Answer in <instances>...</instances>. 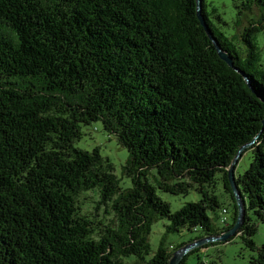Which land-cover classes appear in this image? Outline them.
<instances>
[{
  "label": "trees",
  "instance_id": "trees-1",
  "mask_svg": "<svg viewBox=\"0 0 264 264\" xmlns=\"http://www.w3.org/2000/svg\"><path fill=\"white\" fill-rule=\"evenodd\" d=\"M206 8L203 0L214 36L258 95L220 59L197 0H0V264H169L185 245L164 238L149 257L159 220H169L167 234L233 227L227 169L264 129V0L237 6L248 19L241 44ZM96 122L127 150L131 188L100 148L74 146ZM247 151L253 160L236 179L246 204L239 233L251 264H264L254 241L264 224V131ZM219 174L234 208L223 228L214 223ZM96 189L94 210L112 212L110 223L81 214L80 194ZM157 189L201 199L173 213Z\"/></svg>",
  "mask_w": 264,
  "mask_h": 264
},
{
  "label": "rangeland",
  "instance_id": "rangeland-1",
  "mask_svg": "<svg viewBox=\"0 0 264 264\" xmlns=\"http://www.w3.org/2000/svg\"><path fill=\"white\" fill-rule=\"evenodd\" d=\"M205 2L207 6V13L209 14V18L213 24L216 27H219L220 30L229 37L236 35L239 41L238 43L241 44L243 30L248 24L244 23L248 21L247 16L240 17L239 10L237 9V6L241 4L242 0H205ZM213 10H216L214 15H212ZM258 15V11L255 10L252 14H250V17L257 18ZM217 16H219L222 21H219ZM239 18H241V25L238 24ZM258 42L264 52V32L258 35ZM82 131V138L76 141L74 146L89 152H92L95 148H100L102 156L106 159H109V161L112 163L114 167V173L120 180L122 189L131 188L132 181L126 176L124 171V167L128 160V152L118 143L117 138L113 135H109L103 129L102 122H96L89 126H83ZM249 148H247L239 158L238 164L235 168V179L245 173L253 160V154L251 151H247ZM221 177L222 176L220 174L217 176L214 192L219 197L221 203H223V208L226 206L229 208V214L227 215V218L231 223V220L234 216V208L231 204V200L227 196V192L225 191ZM157 194L163 201L170 204L171 211L173 213L179 211L186 203L198 202L201 199V195L197 191H192L186 196H176L157 189ZM99 196L100 192L98 189L85 194H80L78 199L83 208L81 214L88 216L91 221L103 220L105 223H110L111 220L114 219V214L112 212L105 215L104 207L97 212L94 210ZM245 205L246 204L244 203V207ZM222 209L218 211V216H221ZM108 210L110 211V209ZM211 217L214 219L212 214ZM214 223L218 228L223 227L220 218L219 220L215 218ZM169 224L170 222L168 219H161L153 226L152 232L149 236V244L151 249L149 257H152L157 252L160 247V243L164 238L166 240L167 247L175 248L182 245L186 246L191 244L193 243L192 241L195 242L197 239L204 236L203 231L198 229L192 231L188 229H182L180 233L167 234V227ZM206 236L210 235H205V237ZM254 241L258 246L264 245V224L261 222L257 223V233L254 237ZM200 248L201 247H199V249ZM175 252L176 251L171 252L172 256ZM253 255L254 254L245 246L239 234L228 242L216 243L215 245H211L208 248L201 249L197 254H194L190 257L189 264H196L199 261H202L206 264H251V257Z\"/></svg>",
  "mask_w": 264,
  "mask_h": 264
},
{
  "label": "water",
  "instance_id": "water-1",
  "mask_svg": "<svg viewBox=\"0 0 264 264\" xmlns=\"http://www.w3.org/2000/svg\"><path fill=\"white\" fill-rule=\"evenodd\" d=\"M197 17H198L202 27L205 29L209 39L214 44L215 49H216L220 59L222 61H224L231 69H233L235 72L240 74L246 80L249 88L255 94H257V92L253 89L252 83H251L248 75H246V73L244 71H242L241 69H239L238 67H236L234 65L233 58L230 55H228L227 52H225L222 49L217 38L214 36V34H213V32H212V30H211V28H210V26L206 20V17L203 13V0H197ZM263 125H264V121H263ZM263 131H264V129L261 131V133ZM259 136H260V134L252 142H250L249 144H246L240 148L237 155L233 159L230 167H228V169H227L228 170V176H229V182L231 185V190H232V193L234 195V198H235V201H236V204L238 207V218H237L236 223L233 225V227L231 229L227 230L225 233L220 235V237H217V236L202 237L201 239H198L195 242L180 248L179 250H177L173 254L169 264H181L182 261L184 260V258L191 251H193L195 249H199V247H205V246L215 244V243L228 242L231 238L238 235V232L241 230V228L243 227V224H244L246 210L244 207L245 201L242 200V193L239 191L238 185L236 184L235 168H236V165L238 164L239 158L242 156L243 152L247 148L251 147L256 142V140L259 138Z\"/></svg>",
  "mask_w": 264,
  "mask_h": 264
},
{
  "label": "built area",
  "instance_id": "built-area-1",
  "mask_svg": "<svg viewBox=\"0 0 264 264\" xmlns=\"http://www.w3.org/2000/svg\"><path fill=\"white\" fill-rule=\"evenodd\" d=\"M227 215H228V209H224L222 211V216H221V223L223 226H226L228 223Z\"/></svg>",
  "mask_w": 264,
  "mask_h": 264
},
{
  "label": "clouds",
  "instance_id": "clouds-1",
  "mask_svg": "<svg viewBox=\"0 0 264 264\" xmlns=\"http://www.w3.org/2000/svg\"><path fill=\"white\" fill-rule=\"evenodd\" d=\"M224 209H227V208H224ZM224 209H223V210H224ZM221 216H222V214H221ZM220 221H221V220H220ZM228 224H230L229 219H228V223H227V225H228ZM227 225H226V226H227ZM226 226H223V227H226ZM223 227H222V228H223ZM225 232H226V231H223L221 234H223V233H225ZM239 234H240V233L238 232V235H239ZM203 237H205V236H203ZM205 247H206V246H205ZM201 248H202V247H201Z\"/></svg>",
  "mask_w": 264,
  "mask_h": 264
},
{
  "label": "bare ground",
  "instance_id": "bare-ground-1",
  "mask_svg": "<svg viewBox=\"0 0 264 264\" xmlns=\"http://www.w3.org/2000/svg\"><path fill=\"white\" fill-rule=\"evenodd\" d=\"M222 235V234H221ZM217 237H220V236H217ZM150 239V238H149Z\"/></svg>",
  "mask_w": 264,
  "mask_h": 264
}]
</instances>
